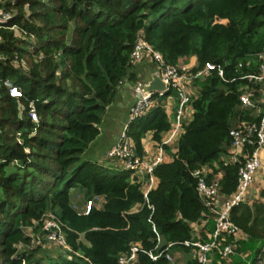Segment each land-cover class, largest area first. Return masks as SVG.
Listing matches in <instances>:
<instances>
[{
    "label": "trees",
    "instance_id": "trees-1",
    "mask_svg": "<svg viewBox=\"0 0 264 264\" xmlns=\"http://www.w3.org/2000/svg\"><path fill=\"white\" fill-rule=\"evenodd\" d=\"M0 11L10 15L0 24V264H119L136 242L154 249L150 219L163 248L173 243L171 253L181 251L186 264H201L194 247L183 242L209 241L216 220L193 172L217 162L224 171L221 192L236 191L238 165L225 166L221 156L231 146L235 118H253L240 108L241 75L249 69L238 64L264 49V0H0ZM139 35L169 65L196 56L192 71L212 62L225 72L195 81L192 118L169 152L171 161L156 167L159 183L147 198L129 171L83 160L120 84L137 78L130 60ZM7 79L20 97L10 95ZM170 126L165 110L153 107L130 123L128 135L143 153L147 133L161 143ZM72 189L88 200L103 197V207L79 212ZM137 203L142 208L131 212ZM48 211L64 221L67 241L79 255L44 262L37 249L19 251L31 239L24 228ZM231 219L246 237L236 242L230 264H264V202L235 205ZM233 240L223 237L224 244ZM212 259L228 263L218 250ZM136 264L177 263L141 251Z\"/></svg>",
    "mask_w": 264,
    "mask_h": 264
},
{
    "label": "built area",
    "instance_id": "built-area-1",
    "mask_svg": "<svg viewBox=\"0 0 264 264\" xmlns=\"http://www.w3.org/2000/svg\"><path fill=\"white\" fill-rule=\"evenodd\" d=\"M9 19V13L0 11V24ZM254 57L256 60L248 59L245 64L240 62L238 69L244 65L249 69L241 75V79L245 83L241 87L240 107L253 110L255 113L252 119L241 120L237 126L232 127L230 130L231 146L221 156L225 166L238 165L236 191L230 196L221 192L220 182L224 171L220 170V165L217 162L213 164L214 166L202 165L193 172L197 179L198 194L216 220V228L210 235L209 241L187 240L183 242L188 247H194L193 253L201 264H212V256L215 250H218L221 256L227 260V264H230V255L235 251L236 242L246 237L239 226L232 221L231 211L239 203L249 204L248 194L254 175L263 166L264 49L257 52ZM142 63H149L152 66V71L159 73L161 80L166 84V89L150 92L144 90L145 85L151 81L153 72L148 80L144 79L138 72L134 82L128 80L127 84L132 88L135 99L120 135L112 147L105 152V158L112 162L111 165L117 166L120 170L129 171L132 182L141 183L143 188L150 185L156 177L154 171L158 165L171 161L172 155L165 146H170L174 141H179L185 131V125L192 118L193 102L197 97L195 81L210 75L213 71H217L219 76L224 77L225 72L222 65L212 62H207L198 71H192L193 67H186L182 64L178 66L169 65L166 63L164 55L156 50L143 35H139L131 55V70L134 71V67ZM3 84L8 87L11 96H21V92L13 82L7 79ZM153 107H161L165 110L171 121V126L163 134L164 138L162 137L161 143L154 141L155 149L145 150L143 148V153H139L134 140L128 135V128L130 123L145 115ZM31 117L36 122L39 120L34 109L31 110ZM216 170L219 171L215 172ZM148 193L149 191L144 192L146 198ZM96 198L103 199L102 204H104L103 197ZM93 205H95V199L88 200L84 212L88 213ZM150 221L157 241L154 249L146 251L141 243L136 242L129 252L120 256L119 264H136L138 254L141 251L146 252L153 260L165 256L170 262H175L176 259L169 250L173 243H169L163 248V237L155 223L151 219ZM193 225L198 230V225L195 223ZM24 229L31 239L30 243H20L18 245L19 251H31L37 247L51 246L60 249L63 255L69 258H72L70 254L79 255L68 243L67 226L55 211L46 212L40 220H36L31 226H26ZM225 236H233V242L224 244L223 237ZM23 264L26 263L23 262Z\"/></svg>",
    "mask_w": 264,
    "mask_h": 264
},
{
    "label": "crops",
    "instance_id": "crops-1",
    "mask_svg": "<svg viewBox=\"0 0 264 264\" xmlns=\"http://www.w3.org/2000/svg\"><path fill=\"white\" fill-rule=\"evenodd\" d=\"M181 64L186 66V67H194L197 65V57L192 56L186 60H183L181 62ZM133 70H134V72H138V74H140L146 80H148V77H150V74L152 75L154 73V71H152V66L149 63H142L138 66H135ZM127 82H128V78L124 79L123 83H121L119 86L118 95L114 101V102H116L115 106L117 107V111L112 112L113 117L111 119L108 118V115H109V113L112 109V106L114 104V102H113L107 108L106 114H105L103 121H102V123H104L106 120H109V124H110L109 126L112 128L116 127V129H114V133H111V135H109V137H107L105 139V141L102 143V145L106 151H108L112 147V145L114 144V142L116 141V139L120 135L122 128L124 127V125L128 119L132 103L135 99L132 88L127 84ZM197 91H198V87L195 86V92L197 93ZM241 110L248 112L249 116H253V114L255 113V111L250 110V109L241 108ZM240 122H241V119L235 118V120L233 121V123H234L233 127L237 126ZM100 129H101V126H100ZM99 136H102V133ZM99 136H98V138H99ZM98 138L92 144H95V142L98 140ZM163 138H164V135H163ZM178 142L174 141V143H172L170 145V149H168V152L174 153L176 151ZM154 143L155 142L152 138V134L147 133V135L143 139V148L145 150H148V149L153 150V149H155ZM262 162H263V166L254 175L253 182H252L251 188L249 190L248 200H249L250 204H252L254 202H258V201L264 202V150L262 151ZM158 183H159V179L157 177H154L151 184L144 186L142 188V191L147 193L151 189L155 188L158 185ZM72 194L73 193L71 190V199H72ZM103 205L104 204H102V207H103ZM142 206H143L142 203L135 204L132 207L131 212L139 211L142 208ZM97 207L102 208V207H99L98 205H97ZM175 254L176 255H174V254L173 255H174L176 260H177V258H179V254L185 255L181 251H177V253H175ZM186 259H187V255H185V260L181 264H186ZM176 260H175V262L177 264H179V262H177Z\"/></svg>",
    "mask_w": 264,
    "mask_h": 264
},
{
    "label": "rangeland",
    "instance_id": "rangeland-1",
    "mask_svg": "<svg viewBox=\"0 0 264 264\" xmlns=\"http://www.w3.org/2000/svg\"><path fill=\"white\" fill-rule=\"evenodd\" d=\"M115 104H116V102H114L112 109L108 115V118H110V119L113 117L112 112L117 111V107L115 106ZM109 125H110L109 120H106L104 123L101 124L102 136H99V138L97 137L98 140L95 142V144L90 145V147L87 149L86 153H84V155H83V160H91V161H96V162L98 161V163H100V164H102V162H103L106 166L111 165L112 162L105 158L106 150L102 145V143L105 141V139L107 137H109V135H111V133H114V129H116V127L112 128ZM113 166L114 165L112 164V166H110V168H112ZM115 167L117 169H119L117 166H115ZM72 193H73L72 194L73 206L79 212H84L86 210L85 208H86V205L88 203V199L84 196V193L79 189H72ZM94 199H95V205L102 207V200L103 199H101V198L97 199L96 197ZM34 250H31V251H34ZM37 250H38L37 256L39 258L42 257V260H44V262L49 261L50 257H52L56 260V258L58 259L59 257H61V255H63V253L60 249L55 248V247H51V246H45L43 248L37 247ZM184 260H185V255L179 254V264L184 262Z\"/></svg>",
    "mask_w": 264,
    "mask_h": 264
},
{
    "label": "water",
    "instance_id": "water-1",
    "mask_svg": "<svg viewBox=\"0 0 264 264\" xmlns=\"http://www.w3.org/2000/svg\"><path fill=\"white\" fill-rule=\"evenodd\" d=\"M166 89V84L161 80L159 73H154L152 75L151 81L145 85L144 90L147 92L150 91H163Z\"/></svg>",
    "mask_w": 264,
    "mask_h": 264
},
{
    "label": "clouds",
    "instance_id": "clouds-1",
    "mask_svg": "<svg viewBox=\"0 0 264 264\" xmlns=\"http://www.w3.org/2000/svg\"><path fill=\"white\" fill-rule=\"evenodd\" d=\"M103 164V163H102Z\"/></svg>",
    "mask_w": 264,
    "mask_h": 264
}]
</instances>
